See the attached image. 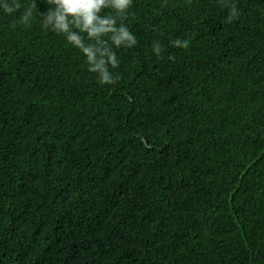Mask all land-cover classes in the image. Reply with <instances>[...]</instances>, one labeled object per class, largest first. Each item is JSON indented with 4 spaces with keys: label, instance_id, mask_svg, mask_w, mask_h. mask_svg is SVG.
Returning a JSON list of instances; mask_svg holds the SVG:
<instances>
[{
    "label": "trees",
    "instance_id": "obj_1",
    "mask_svg": "<svg viewBox=\"0 0 264 264\" xmlns=\"http://www.w3.org/2000/svg\"><path fill=\"white\" fill-rule=\"evenodd\" d=\"M48 7L0 0V264H264V0H133L110 86Z\"/></svg>",
    "mask_w": 264,
    "mask_h": 264
},
{
    "label": "clouds",
    "instance_id": "obj_2",
    "mask_svg": "<svg viewBox=\"0 0 264 264\" xmlns=\"http://www.w3.org/2000/svg\"><path fill=\"white\" fill-rule=\"evenodd\" d=\"M49 7L42 13V27L62 36L65 42L83 57L87 71L95 74L103 86L117 83L119 75L113 70L119 66L114 49L133 48L136 37L118 20L126 16L133 0H47ZM104 10L109 12L102 14ZM239 15L235 4L228 6L225 23ZM31 12L25 13L27 21ZM175 48H187L188 39L170 41ZM154 55L160 56L163 48L159 41L151 46Z\"/></svg>",
    "mask_w": 264,
    "mask_h": 264
}]
</instances>
